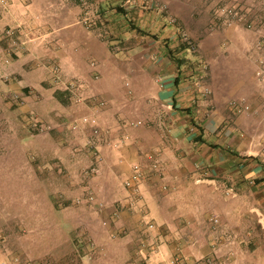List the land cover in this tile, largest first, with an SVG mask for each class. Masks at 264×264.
Here are the masks:
<instances>
[{"label":"rangeland","instance_id":"obj_1","mask_svg":"<svg viewBox=\"0 0 264 264\" xmlns=\"http://www.w3.org/2000/svg\"><path fill=\"white\" fill-rule=\"evenodd\" d=\"M177 1L153 0L148 4L171 29L175 42L169 52L175 53L173 63L187 73L188 83L198 88L206 101L213 98L214 88L221 86L216 94L225 98L224 103H207L208 112L226 115L225 127L232 130L234 140L232 172L216 178L220 186L181 191L168 201V211L203 214V221H192L203 223L200 232L158 236L149 208L143 210L138 200L143 196L137 194L139 184L149 176L153 183L161 184L160 190H169L162 180L160 159L148 156L149 147L142 160L129 164L125 174L115 177L117 185L128 191V207L140 214L136 240L120 233L124 209L121 203L116 205L120 201L112 198V191L106 192L108 188L98 183L106 175L101 148L105 141H96L95 147L91 128L81 119L94 113V101L105 100L97 114L103 108H114L126 130L115 144L117 151L123 144H131L130 133L135 129L152 128L153 114L163 120L164 106L137 95V83L147 88L152 83L145 72L147 66L132 60L126 49L114 55L108 66L125 71L139 68L132 70L133 74L120 75L115 91H97L95 84L81 85L73 77L66 80L57 75L55 66L49 79L36 72L37 63L30 66L37 58H22L28 51L17 43L20 34L0 22V264H55L58 259L64 264L76 258L95 259L102 252L96 251L102 246L98 244L101 233H91V228L103 230V243L116 245L125 237L126 242L139 244L135 255L138 264H264V84L256 75L260 60H264V11L253 2L246 15V20L254 21L251 27L246 26V20L229 25L221 8L235 4L248 8L240 0H219L204 17L197 11L185 17L186 11ZM160 4L166 5L165 10L159 9ZM256 14L261 22L255 21ZM260 25L263 31H259ZM120 44L109 45L112 53L122 50ZM227 80H232L228 84L231 92L223 88ZM205 87L209 94H203ZM226 92L228 96H223ZM239 99L245 104L240 110L230 105L231 100ZM98 119L103 124L102 118ZM179 161L171 157L170 164ZM154 162L157 167L152 166ZM134 164L140 167L142 177L126 185ZM192 167L193 178L197 172L212 176L199 171L197 164ZM151 199L154 203L155 197ZM166 241L178 247L173 252L160 250L157 246ZM58 244L62 250L54 253ZM187 244H199L198 249L206 250L183 249Z\"/></svg>","mask_w":264,"mask_h":264},{"label":"crops","instance_id":"obj_2","mask_svg":"<svg viewBox=\"0 0 264 264\" xmlns=\"http://www.w3.org/2000/svg\"><path fill=\"white\" fill-rule=\"evenodd\" d=\"M240 1L248 8L253 2ZM218 2L219 0H180L181 9L186 11L185 17H191L192 11L203 12L204 17L205 11L213 9ZM150 7L143 0H87V7L74 0H0V22L14 29L15 34H20L17 43L23 44L21 49L28 51L22 58H37L30 66L37 63L35 70L43 77L54 74L53 68L56 66L57 75L66 80L73 77L81 85L95 84L97 91H115L119 89L117 78L120 75L133 74L132 70L138 71L139 68L132 67L125 71L117 66H108L107 61L114 55L119 56L126 49L125 52L132 60L147 66L145 72L150 74L152 83L149 88L137 83V95L139 99L155 100L164 106L163 120L161 115L153 114L152 128L148 131L135 129L130 133L131 144H123L117 151L115 144L126 131L119 124L121 120L110 106L103 108L98 115L103 120V124L99 122L100 125L109 129L107 141L101 145L105 155L106 175L98 183H101L102 188H108L106 192L112 191L113 199L120 201L116 205L119 207L121 203L124 220L118 230L127 237L133 236L132 240H136V235H139L137 220L140 214L128 207V191L117 185L115 177L125 174L129 164L142 160L147 147L150 150L149 157L154 155L156 159H160L159 164L164 174L162 180L166 181L169 190H160L161 184L153 183L149 176L139 184L137 194L143 196L138 197V200L143 210H147L146 206L149 208L150 220L156 225L160 239L161 236L198 233L204 226L200 221L199 224L192 222L195 219L203 221V214L177 209L168 211V201L174 199V195L181 191L193 192L195 188L210 185L220 186L216 178L232 172V130L225 127L226 115L221 111L209 114L207 105L211 101L216 106L224 103L225 98L216 94L221 86H218L219 89L215 87L213 98L206 101L201 91L188 83L187 73L173 63L171 57L175 53L169 52L175 42L173 33ZM85 9L94 12L96 16L95 25L91 28L82 22ZM258 17L260 15H254L255 21L261 22L256 20ZM262 27L260 25L259 31H263ZM156 32L159 34H155ZM111 43H121L122 50L112 53L109 46ZM143 68L140 67V70ZM104 82L106 86H103ZM231 82L223 81L225 91H232V86L228 87ZM223 94L228 96L227 92ZM114 100L116 97L112 101ZM115 104L120 103L117 101ZM162 124L165 129H162ZM158 125L161 129L156 127ZM171 157L179 158L180 161L170 164ZM193 164H197L199 171L205 172V175L212 176H202L197 172L193 178ZM151 197H155L154 203ZM229 214L231 215L230 211ZM186 222H189L188 225ZM91 233L104 234L103 230L93 228ZM101 234L98 244L102 246H97L96 249L98 253L102 251L99 253L100 257L98 255L91 260L76 258L64 264H138L135 255L139 244L126 242L128 240L125 237L116 245L106 244L103 243L104 240L101 241V236L104 238ZM164 244L166 248L163 247ZM163 245L157 247L169 252L178 247L167 241ZM198 247L199 244H187L182 248L191 251L206 250V247ZM61 250L60 244L53 249L54 253ZM60 263L59 259L55 260V264Z\"/></svg>","mask_w":264,"mask_h":264},{"label":"built area","instance_id":"obj_3","mask_svg":"<svg viewBox=\"0 0 264 264\" xmlns=\"http://www.w3.org/2000/svg\"><path fill=\"white\" fill-rule=\"evenodd\" d=\"M74 1H78L81 4L84 5V7H87V0H74ZM145 2H152L153 0H143ZM253 2H257L259 4V9H261L262 11H264V0H252ZM252 2V3H253ZM166 5L165 4H160L159 5V9L161 10H165ZM248 9L249 8H243L242 6H240L239 4H235V5H231V6H223L221 8V11L223 12L225 19L224 22L227 24H238L242 21L246 20V15L248 13ZM250 10V9H249ZM87 9H85V14L82 17V22L86 25V27L91 28L95 25L96 22V16L95 13H91V11H89ZM172 21H174L173 18H171ZM245 24L247 27H251L254 24V21L251 19V21L246 20ZM184 40H186L187 43L191 44V42L189 41L188 37L185 35V33L182 34ZM55 70H57V67L55 66ZM256 75L258 77L259 83L260 84H264V60H260V66H258L257 70H256ZM210 93V89L208 87L203 88V94H209ZM106 104L105 100H96L93 102L92 107L94 108V113L83 116L81 119V123L83 125H87L91 128V132L93 134L92 137V143L95 144L96 146V141H107V137H108V133H109V129L104 128L103 126L100 125L99 123V119H98V114H97V108H101ZM230 105L232 107L237 108L238 110L242 109V107L244 108L245 104H244V100L243 99H239V100H231L230 101ZM99 143V142H98ZM153 167H157V164L154 162L152 164ZM142 177L141 174V169L138 165L134 164L132 167V172H131V176L128 178V180L125 182L126 185H130L131 182H134L135 180H139Z\"/></svg>","mask_w":264,"mask_h":264}]
</instances>
